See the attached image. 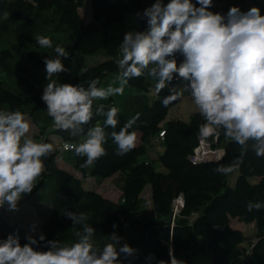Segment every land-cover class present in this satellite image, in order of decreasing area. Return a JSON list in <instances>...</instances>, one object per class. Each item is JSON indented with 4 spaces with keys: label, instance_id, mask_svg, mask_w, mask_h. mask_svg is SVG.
Instances as JSON below:
<instances>
[{
    "label": "trees",
    "instance_id": "16d2710c",
    "mask_svg": "<svg viewBox=\"0 0 264 264\" xmlns=\"http://www.w3.org/2000/svg\"><path fill=\"white\" fill-rule=\"evenodd\" d=\"M155 2L92 0V18L86 22L80 11L86 0H0V110L26 114L38 128L33 137L37 141L52 144L51 135H56L61 146L83 142V135L72 137L67 131L56 130L47 114L42 100L48 82L45 59L54 57L55 45H60L70 53L62 58L68 70L53 79L74 85L83 83L85 87L89 80L97 78L98 87L113 84L119 72L116 61L124 34L147 29L143 13ZM169 2L163 0L165 5ZM254 2L264 4V0ZM213 5L211 11L225 16L234 7L232 0H213ZM38 35L49 37L53 48L40 47L35 40ZM174 58L178 64L184 59L180 53ZM82 68L88 69L83 75ZM174 77L168 87L157 93L156 80L146 72L131 79L122 94L94 102L93 110L99 104L106 110L111 106L119 110L117 128L105 129L109 134L104 145L107 154L94 165L81 167L86 158L61 147L53 148L44 159L45 170L35 181L33 191L22 194V198L34 201L43 193L52 204L42 232L35 237L46 238L33 246L37 251L49 250L46 241L73 242V221L64 214L84 212L96 229L93 242L98 248L109 243L108 237L115 233L121 245L127 243L135 250L132 255L121 253L120 264H159L161 260L170 264V248L185 264H264V208L248 211L247 207L250 202L264 203V157L256 156L253 141H249L242 162L233 172H216L219 164L228 165L241 156V146L221 134L202 139L213 149L222 148L223 156L217 161L194 162L192 156L201 139L198 128L204 120L198 111L188 121L167 120L183 99L182 95L167 107L162 104L170 87L179 91L185 82L176 74ZM137 113L139 119L129 129L139 137L137 146L118 156L110 133L119 131ZM103 124L104 117L95 116L84 126L85 134L88 128ZM155 142H160L163 150L152 158L150 149ZM64 154L69 156L66 158L73 171L60 165ZM159 166L165 170L160 171ZM235 172L238 176L233 186ZM89 178L98 184L114 178L122 196L114 201L97 189H86L84 180ZM149 186L150 207L144 197ZM179 198H183V206L176 209ZM233 220L253 224L255 240L247 244L246 234L233 226ZM17 234L22 245L27 243L28 231L20 220H12L5 205L0 208V239Z\"/></svg>",
    "mask_w": 264,
    "mask_h": 264
},
{
    "label": "clouds",
    "instance_id": "9594fccd",
    "mask_svg": "<svg viewBox=\"0 0 264 264\" xmlns=\"http://www.w3.org/2000/svg\"><path fill=\"white\" fill-rule=\"evenodd\" d=\"M213 6V0H170L166 5L156 0L143 13L147 29L124 34L116 61L119 72L107 87H98V78L89 80L87 87L53 79L68 70L62 58L70 55L55 45L56 55L45 59L48 82L42 100L56 130L67 131L72 137L84 136L83 142L63 145L86 158L81 167H90L107 154L104 145L109 134L105 129H116L119 123L117 107L106 110L99 104L93 110L94 102L122 94L131 79L146 72L156 80L157 93L171 84L174 74L188 82L180 91L170 87L162 104L167 107L190 89L192 102L204 120L198 128L200 138L223 134L241 146V156L228 165L219 164L216 172H233L242 162L249 141H253L256 156L264 157V15L258 7L242 12L234 6L225 16L211 11ZM35 40L42 48H53L47 36L38 35ZM176 53L184 57L179 64ZM87 71L82 68L81 75ZM95 116L104 117L103 126L90 127L85 134L84 126ZM139 116L137 113L119 131L110 133L116 155L136 148L137 133L129 129ZM29 132L26 114L0 110V208L7 205L8 210H17L22 194H31L45 170L44 159L53 152L51 143L37 141ZM247 207L248 211L260 210L264 203L250 202ZM64 215L73 221V242L46 241L49 250L37 251L33 246L45 241L44 235L39 240L28 236L23 245L18 234L8 235L0 239V264H120L121 253H134L127 243L120 244L121 238L115 233L108 237L109 243L98 248L93 242L96 229L88 223V214ZM169 257L170 264H185L171 248ZM159 264L169 262L161 260Z\"/></svg>",
    "mask_w": 264,
    "mask_h": 264
},
{
    "label": "rangeland",
    "instance_id": "374dc122",
    "mask_svg": "<svg viewBox=\"0 0 264 264\" xmlns=\"http://www.w3.org/2000/svg\"><path fill=\"white\" fill-rule=\"evenodd\" d=\"M196 1V0H195ZM228 4V2H227ZM232 4L235 7L240 8L242 12H246L252 7H258L261 10V14L264 13V4H257L254 0H232ZM92 0H86V5L83 7L81 11V15L89 22L92 18ZM97 60H94L96 62ZM188 82L185 81L183 86H181L178 90L180 91L181 88H184ZM189 90L183 93L182 101L173 107L170 111L167 120L172 119H181L184 121H188L190 116L193 112L198 111L197 106L192 102V98L188 93ZM29 123H30V132L28 133L29 136L34 137L36 133H38L37 126L32 122V120L26 116ZM137 136V142H138ZM52 139V146L53 148L60 149L61 141L60 138L56 135H51ZM156 144L150 149V157L156 158L158 155V151L162 152V147L160 146V142H155ZM221 150H223L221 148ZM65 157V158H64ZM69 157L67 154L63 155V158L59 160V163L62 167L67 168L69 170H74L72 165L69 163L67 158ZM158 169L160 171H164L165 169L162 166H159ZM238 176V172H235L233 177L231 178V184L234 186L236 183V179ZM84 186L86 189H97L100 193H102L105 197L118 201L122 196L121 190L116 186L114 178L108 179L102 184H98L94 178H89L84 180ZM151 187L149 186L145 192V199L149 207L151 206ZM36 198L34 201L21 198L18 202L17 210H9L10 216L13 221L20 220L24 226V228L28 231L29 236L36 237L38 234L42 232V224L44 220L50 215L52 204L48 198V195H43ZM7 206V205H6ZM8 208V206H7ZM233 226L238 228L246 234L247 237V244L250 241L255 240V227L253 224H246L239 222L238 220H233Z\"/></svg>",
    "mask_w": 264,
    "mask_h": 264
},
{
    "label": "built area",
    "instance_id": "2783aa9c",
    "mask_svg": "<svg viewBox=\"0 0 264 264\" xmlns=\"http://www.w3.org/2000/svg\"><path fill=\"white\" fill-rule=\"evenodd\" d=\"M163 134H161L162 136ZM64 144H62L61 148L63 151H69L66 150L63 147ZM224 150L221 149H213L211 143H209L207 140L205 139H200V144L199 146L196 148L193 156H192V160L194 162H207V161H217L219 160L222 156H223ZM183 206V198H179L177 200V207L176 209H178L179 207Z\"/></svg>",
    "mask_w": 264,
    "mask_h": 264
}]
</instances>
